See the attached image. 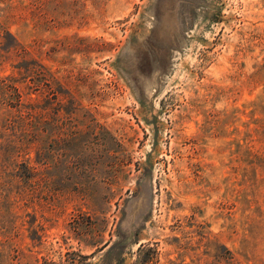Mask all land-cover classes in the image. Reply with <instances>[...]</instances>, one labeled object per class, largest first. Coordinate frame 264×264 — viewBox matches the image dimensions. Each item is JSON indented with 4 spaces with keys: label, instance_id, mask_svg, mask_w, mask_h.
Listing matches in <instances>:
<instances>
[{
    "label": "rangeland",
    "instance_id": "obj_1",
    "mask_svg": "<svg viewBox=\"0 0 264 264\" xmlns=\"http://www.w3.org/2000/svg\"><path fill=\"white\" fill-rule=\"evenodd\" d=\"M0 264H264V0H0ZM27 131V130H26ZM22 135V136H20Z\"/></svg>",
    "mask_w": 264,
    "mask_h": 264
},
{
    "label": "trees",
    "instance_id": "obj_2",
    "mask_svg": "<svg viewBox=\"0 0 264 264\" xmlns=\"http://www.w3.org/2000/svg\"><path fill=\"white\" fill-rule=\"evenodd\" d=\"M3 29L7 38L4 40V49L13 56L20 58L15 66L22 67L33 82L34 89L44 94L49 101L57 97L56 85L58 79L54 73L39 58L31 54V50L21 44L15 36L4 28L0 23V30ZM6 89V104L16 111L13 117H6V124H11L20 130V134H30L34 137L37 133L38 113L37 103L31 100H24L23 90L16 84V78L8 75L0 79V87ZM27 130V131H26ZM22 136V135H20Z\"/></svg>",
    "mask_w": 264,
    "mask_h": 264
}]
</instances>
